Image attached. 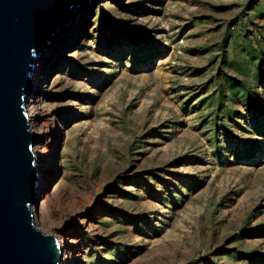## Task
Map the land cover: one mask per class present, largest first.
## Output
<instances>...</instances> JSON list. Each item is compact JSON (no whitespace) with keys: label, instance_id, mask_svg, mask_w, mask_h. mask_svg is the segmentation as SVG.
I'll use <instances>...</instances> for the list:
<instances>
[{"label":"rangeland","instance_id":"1","mask_svg":"<svg viewBox=\"0 0 264 264\" xmlns=\"http://www.w3.org/2000/svg\"><path fill=\"white\" fill-rule=\"evenodd\" d=\"M104 1L39 72L37 228L77 264H264V0Z\"/></svg>","mask_w":264,"mask_h":264},{"label":"water","instance_id":"2","mask_svg":"<svg viewBox=\"0 0 264 264\" xmlns=\"http://www.w3.org/2000/svg\"><path fill=\"white\" fill-rule=\"evenodd\" d=\"M90 1L0 0V264H63L57 240L35 222L41 199L38 140L26 107L36 60ZM59 154L58 144L57 162Z\"/></svg>","mask_w":264,"mask_h":264},{"label":"bare ground","instance_id":"3","mask_svg":"<svg viewBox=\"0 0 264 264\" xmlns=\"http://www.w3.org/2000/svg\"><path fill=\"white\" fill-rule=\"evenodd\" d=\"M103 3H105L104 0H91L89 4H83L80 8H78L72 15V21L69 22V26L64 30L54 34L52 43L48 46L45 53L36 60L34 70L35 75L33 77V90L26 108L30 120L31 131L36 136L38 142L50 133H60V129L58 130L57 126L54 127V130L49 132L48 128L45 125H40L39 123V121L44 118V116H48L47 112L51 111L47 109L48 101L46 100V97L44 95V90H51L58 84V79L51 73V70L46 69L44 72H39L44 70L45 68L55 65L56 63H58L56 67L59 66L61 60L63 59V57L61 56L65 52V47L67 46L69 40L71 39L66 50H69L70 48H72V46L75 47V45L80 41V38L84 37L83 35L94 24V13L99 10ZM72 57L73 55L68 54L69 59H71ZM36 146L35 155L40 172V194L42 198L44 194L48 193L47 190L54 185L52 184L48 186L52 182L53 178V175H50L52 166L49 168L47 167V157L40 154L39 147ZM51 200V198L43 196V200L41 201L40 199L37 208L35 221L37 220L42 228L46 223L51 222L50 216L53 213L51 208L52 205L50 204ZM55 234L56 237L54 238L57 240L60 249L63 251V264H77L76 252H74L76 248L75 242L61 236L58 232H56Z\"/></svg>","mask_w":264,"mask_h":264}]
</instances>
